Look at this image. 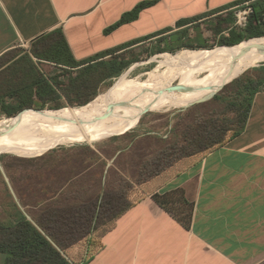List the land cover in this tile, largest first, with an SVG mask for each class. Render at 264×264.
I'll use <instances>...</instances> for the list:
<instances>
[{
  "label": "crops",
  "instance_id": "obj_1",
  "mask_svg": "<svg viewBox=\"0 0 264 264\" xmlns=\"http://www.w3.org/2000/svg\"><path fill=\"white\" fill-rule=\"evenodd\" d=\"M248 1L0 0V58L56 29L63 30L78 61L114 50L129 52L146 43L208 45L204 26L217 43L232 29H243L234 21L217 34L219 19L230 13L235 18L237 8ZM144 2L153 3L135 20L111 29ZM252 79L259 86L245 130L218 149L136 184L130 197L134 205L111 228L67 250L75 264H264V67H256ZM71 182L74 177L47 195L49 182L34 186L46 196L37 205L57 199ZM24 189L17 195L27 203L16 206L17 214L34 222L26 211L32 208V189ZM176 190L187 204L172 202L173 211L155 198ZM0 264H6L4 253Z\"/></svg>",
  "mask_w": 264,
  "mask_h": 264
},
{
  "label": "trees",
  "instance_id": "obj_2",
  "mask_svg": "<svg viewBox=\"0 0 264 264\" xmlns=\"http://www.w3.org/2000/svg\"><path fill=\"white\" fill-rule=\"evenodd\" d=\"M152 3L139 4L111 29L135 20ZM252 6L253 13L247 26L242 30L232 29L229 36L222 37L217 45L231 48L245 40L264 36V1L255 0ZM234 21L232 13L220 18L215 32L218 34L230 28ZM195 47L185 43L176 47H161L159 50L170 52ZM197 47L207 48L208 45L201 43ZM16 50L0 58V62H4L0 65V105L10 117L34 114L46 106H50L53 111H60L66 106L65 103L80 107L90 105L96 100L104 82L121 74L138 60L127 57L129 52L118 53L120 50H114L86 61H78L61 29L49 32L33 42L31 54L27 52L20 56ZM55 69L60 72L53 74ZM233 83L236 84V92L234 99L227 102L222 114L224 116L219 119L210 116L188 125L183 133V144H173L175 147L171 156L162 152L146 164L141 171V178L136 182L121 178V182L107 186L104 190L101 188L99 193L80 198L77 202L65 206L46 205L37 217H33L35 223L22 214H17L12 222H0V253L6 255V264H75L67 250L90 239L93 234L111 228L134 205L130 197L135 190V183L141 185L185 159L218 149L243 132L259 84L245 76L236 78ZM8 99L12 102H8ZM229 112L231 116H228ZM179 192L176 190L164 196L156 195L155 198L162 206L173 211L172 202L182 199V204H187L183 197H178L181 196Z\"/></svg>",
  "mask_w": 264,
  "mask_h": 264
},
{
  "label": "rangeland",
  "instance_id": "obj_3",
  "mask_svg": "<svg viewBox=\"0 0 264 264\" xmlns=\"http://www.w3.org/2000/svg\"><path fill=\"white\" fill-rule=\"evenodd\" d=\"M203 29L208 40L207 48H198L196 46L195 48L161 52L159 50L161 45H149V43L132 48L127 57L138 60L133 62L121 74L104 82L96 100L90 105L80 107L65 103L66 106L63 108H70L53 111L50 106H46L34 114L11 117L4 113L0 105V124H4L3 122L6 119L14 118L20 124L10 128V131L18 133L30 129L31 133L37 126L50 127L49 121H73V118L79 114L96 111L114 101L119 104V100H125L122 97L132 96L131 93L134 89L140 85L142 86L147 81L148 75L152 70L156 69L158 73H162L161 77L165 76L171 69L166 70L164 64L181 52L214 51L221 53L229 49L225 46L217 45L215 37H213V34L206 26ZM16 49L17 55L21 56L27 52L31 54V46H19ZM2 63L4 62H0V65ZM256 67L263 68L264 60H257L249 66L237 68L228 79L230 82L222 89H218L219 91L217 90L218 92L215 93L214 97L207 101L192 103V105L189 104L187 107H182V105L186 104L185 102L178 105L164 104L156 110L143 111L134 116L123 130L120 129L121 131L100 135L93 142L85 138L70 136L52 144L43 152L38 151L44 148L38 150V153L33 156H22L11 151L0 152V222L9 223L17 218L19 211L16 206L19 204L20 207H23L22 203H27L26 199L18 198L17 191L27 192L24 189L25 186H29L32 189L28 198L32 208L29 207L26 211L29 215L37 217L46 205L65 206L77 202L80 198L99 193L101 188L104 190L107 186L121 182V178L128 182H136V180L141 178V171L146 164L151 163L162 152L171 156L174 153L173 147L175 145L173 144L178 143L179 146L183 144V133L188 125L195 124L197 121L210 116H214L217 119L223 117L224 115L222 116V114L225 112L227 102L234 99V93L236 92V84L233 81L242 76L252 79V74ZM211 68L212 74L217 73L220 70V64H215L213 61L203 62L202 64H182L177 69L179 71H176V75L175 72L169 79L160 83L161 88H168L167 91L169 92L190 90L206 82L207 77L210 76ZM58 72L60 71L55 69L53 74ZM242 72L244 73L241 74ZM239 74L241 75L238 76ZM174 75L175 77L173 78ZM210 96L200 101L206 100ZM127 99V102H124L130 103L131 100ZM8 102H12V100L8 99ZM229 115L231 116L230 112ZM27 117L33 118L30 119L29 123H22L21 120ZM110 122L108 121V123ZM119 123L114 122L117 125ZM125 130L130 131L123 134L122 132ZM48 156L50 158L45 159ZM108 163H111L110 167H107ZM80 173L82 174L76 178ZM73 177L75 182H71L57 199L43 204L41 207L37 205L46 196L43 197L41 188L40 190L38 188L35 190L34 186H38L42 182H49L46 195L48 190L57 193L63 184H68ZM122 184L125 187L124 181ZM17 186L21 188L17 190Z\"/></svg>",
  "mask_w": 264,
  "mask_h": 264
},
{
  "label": "bare ground",
  "instance_id": "obj_4",
  "mask_svg": "<svg viewBox=\"0 0 264 264\" xmlns=\"http://www.w3.org/2000/svg\"><path fill=\"white\" fill-rule=\"evenodd\" d=\"M263 47L264 36L245 40L221 53L214 51L181 52L177 56L170 58L166 63L164 62L166 70L171 69L165 76L161 77L162 73H158L156 69L152 70L148 75L147 81L142 86L136 87L131 93L132 96L122 97L126 102L127 98H129L131 100L130 103L119 100L118 102L120 103L116 104L114 101L115 103L111 102L108 106L96 111L79 114L73 118V121H49L50 127L37 126L31 133L30 129L18 133L10 131V128L20 123H17L14 118L6 119L3 122L4 124H0V152L11 151L22 156H33L38 152H43L52 144L70 136L85 138L93 142L100 135H106L120 129L123 130L134 116L143 111L156 110L164 104L178 105L182 102L186 103L182 107H187L189 104L198 102L211 95L220 89L224 83L230 82L228 79L237 68L249 66L257 60H264ZM207 61L220 64V70L212 74L211 68L210 76L207 77L204 84L197 85L190 90H174L172 92L167 91L168 88H161L160 83L169 79L182 64H202ZM104 116L108 117L102 118ZM32 118L27 117L21 120V122L29 123ZM108 121L113 123H108ZM114 122L120 123L117 125Z\"/></svg>",
  "mask_w": 264,
  "mask_h": 264
},
{
  "label": "built area",
  "instance_id": "obj_5",
  "mask_svg": "<svg viewBox=\"0 0 264 264\" xmlns=\"http://www.w3.org/2000/svg\"><path fill=\"white\" fill-rule=\"evenodd\" d=\"M255 0L245 2L242 6L238 7L235 13V27L242 29L245 28L249 22V18L253 13L252 3ZM264 1V0H263Z\"/></svg>",
  "mask_w": 264,
  "mask_h": 264
},
{
  "label": "water",
  "instance_id": "obj_6",
  "mask_svg": "<svg viewBox=\"0 0 264 264\" xmlns=\"http://www.w3.org/2000/svg\"><path fill=\"white\" fill-rule=\"evenodd\" d=\"M263 50H264V47H263ZM243 55H244V53H243ZM227 83H228V82L224 83V85H222V87H221L220 89H222ZM220 89H219V90H220ZM219 90H218V91H219ZM218 91L213 92V93L211 94V96H210L208 99L203 100V101H198V102H204V101L209 100V99L212 98V97L215 95V93L218 92ZM198 102H195V103H198ZM193 104H194V103H193ZM191 105H192V104H191ZM38 111H40V110H38ZM106 117H108V116H104V117H102V118H106Z\"/></svg>",
  "mask_w": 264,
  "mask_h": 264
}]
</instances>
